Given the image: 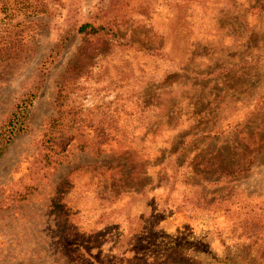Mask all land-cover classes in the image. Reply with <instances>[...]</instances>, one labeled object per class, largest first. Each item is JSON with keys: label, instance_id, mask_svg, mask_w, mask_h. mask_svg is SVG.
Returning <instances> with one entry per match:
<instances>
[{"label": "rangeland", "instance_id": "rangeland-1", "mask_svg": "<svg viewBox=\"0 0 264 264\" xmlns=\"http://www.w3.org/2000/svg\"><path fill=\"white\" fill-rule=\"evenodd\" d=\"M44 1L33 52L0 86V132L23 123L0 154V264H264V220L256 238L241 228L245 212L264 210V153L231 186V209L210 202L231 182L205 185L187 163L253 126L264 135V0ZM81 23L108 33L85 55ZM62 79L66 120L79 121L69 134L92 141L101 127L107 151L74 141L42 167Z\"/></svg>", "mask_w": 264, "mask_h": 264}, {"label": "trees", "instance_id": "trees-1", "mask_svg": "<svg viewBox=\"0 0 264 264\" xmlns=\"http://www.w3.org/2000/svg\"><path fill=\"white\" fill-rule=\"evenodd\" d=\"M47 5L44 0H0V86L4 82V74L11 71L14 66L20 61V58H24L25 55H29L33 52L30 46V42L27 38L31 37L33 34H38L41 29L45 27V23L42 20L50 15L46 10ZM72 31L75 34L80 36L81 40V49L79 53L85 55L90 52V48L84 47V44H91V41L108 34L103 26H95L92 23H81L75 24L72 28ZM91 39V41L89 40ZM33 44V43H32ZM51 58V55L48 56ZM53 59L49 61V66L53 63ZM47 61L42 63L37 70V74L34 81L36 83H42L44 76L48 70ZM47 75V74H46ZM65 80V78H64ZM63 79L57 86L54 105H55V116L48 121L46 133L44 134V144L43 148L45 153L41 155L40 161L42 162V167L57 166L61 163L63 154L66 153L69 149V145H72L80 150H87L93 154L99 156L106 152V149H103L106 139L103 136V129L97 127L95 132L97 135L96 138L92 141L90 140H81L79 135L74 136L69 134V130L76 129L79 121L77 120L75 114L69 116L66 120L65 114V103L68 99V92L66 87V81ZM35 92L31 93L33 95ZM258 103V100L255 102ZM21 113H19L20 115ZM22 115L19 116L16 120H11L7 124V128L0 132V154L4 151L7 144L10 142L11 137L18 132H21L20 125L22 123ZM247 123V122H246ZM246 123L242 124V127L248 126ZM241 124L238 125L240 127ZM256 132H253L252 135L246 134L247 136L241 135L240 138L235 136L233 139L235 142L228 140L225 144V148L221 147L219 150H211L207 153L199 152L198 154H203L202 156L198 155L187 161L189 168H191V176L199 177V181L203 182L205 185H216L218 184L215 181H209V178L216 175L218 178L226 179L227 182H231L229 187L222 188L217 192H221L220 196H215L212 194L213 198L210 200L211 203H220L224 205L227 209H231L235 205V200L232 197H238L239 195H234L235 192H232V185L237 182V180L243 179L246 174L249 172V167L253 162L252 155L253 153H264V135L258 131L257 126L252 127ZM239 131L238 129H233V131ZM240 132H244L242 128ZM255 134V135H253ZM257 134V135H256ZM222 133L219 132V129H209L200 134V137L210 140L217 136H221ZM231 138V137H230ZM191 139V138H190ZM230 141L232 146L230 147ZM181 143V152L184 151ZM222 146V145H220ZM125 157L127 152H121ZM127 175L124 177L126 180ZM181 179L183 185L195 186L196 189L201 188V184H194L192 179L182 176ZM202 187L201 190H203ZM215 191V193H217ZM238 194V193H237ZM218 195V193H217ZM245 203L240 204V209H244L249 199L245 197ZM262 212V213H260ZM264 210L263 206H259V210L254 212H249L243 215V220L241 222V228L243 229V234L246 233L256 238L257 233L263 228L260 224L264 220Z\"/></svg>", "mask_w": 264, "mask_h": 264}]
</instances>
